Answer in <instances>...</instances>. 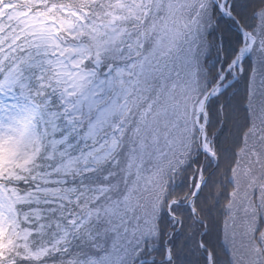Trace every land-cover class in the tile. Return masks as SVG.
Instances as JSON below:
<instances>
[{
    "label": "snow or ice",
    "instance_id": "1",
    "mask_svg": "<svg viewBox=\"0 0 264 264\" xmlns=\"http://www.w3.org/2000/svg\"><path fill=\"white\" fill-rule=\"evenodd\" d=\"M0 264H264V0H0Z\"/></svg>",
    "mask_w": 264,
    "mask_h": 264
},
{
    "label": "trees",
    "instance_id": "2",
    "mask_svg": "<svg viewBox=\"0 0 264 264\" xmlns=\"http://www.w3.org/2000/svg\"><path fill=\"white\" fill-rule=\"evenodd\" d=\"M243 85L241 84V87H242Z\"/></svg>",
    "mask_w": 264,
    "mask_h": 264
}]
</instances>
